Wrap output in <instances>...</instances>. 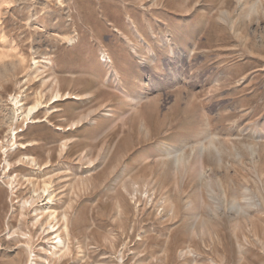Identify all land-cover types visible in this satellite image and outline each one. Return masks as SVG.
<instances>
[{
	"label": "rangeland",
	"instance_id": "374dc122",
	"mask_svg": "<svg viewBox=\"0 0 264 264\" xmlns=\"http://www.w3.org/2000/svg\"><path fill=\"white\" fill-rule=\"evenodd\" d=\"M29 258L264 264V0H0V264Z\"/></svg>",
	"mask_w": 264,
	"mask_h": 264
},
{
	"label": "bare ground",
	"instance_id": "6f19581e",
	"mask_svg": "<svg viewBox=\"0 0 264 264\" xmlns=\"http://www.w3.org/2000/svg\"><path fill=\"white\" fill-rule=\"evenodd\" d=\"M35 65V64H34ZM68 95V94H67ZM59 96V95H58ZM55 98H57V96L55 97ZM68 98V97H67ZM76 98V97H75ZM77 99V98H76ZM59 100V99H58ZM17 103V102H16ZM39 103V102H38ZM37 103V104H38ZM39 106H40V103H39ZM37 107L36 106H34L33 108H31V109H29V111H28V113L26 114V116L27 117H29L31 114H33V113H35L37 110ZM40 109V108H39ZM27 119V118H26ZM28 120V119H27ZM30 121V120H29ZM36 121H38V120H36ZM81 122V121H80ZM26 123V122H25ZM31 123V122H30ZM33 123V122H32ZM44 186H45V183H44ZM47 188V187H46ZM49 189L47 188V191H48ZM46 191V190H45ZM44 192V191H43ZM50 193V192H49ZM43 195V194H42ZM51 194H47V197L48 196H50ZM34 200V199H33ZM46 200H48V199H46ZM51 200V199H50ZM46 203V202H45ZM49 203V202H48ZM52 203V202H51ZM25 204V203H24ZM50 204V203H49ZM45 206V205H44ZM53 214V213H52ZM51 214V215H52ZM54 217V216H53ZM62 217H64V216H62ZM49 219H50V216H49ZM55 219V218H54ZM65 219V218H64ZM53 221V220H52ZM65 222V221H64ZM40 224V223H39ZM56 224V223H55ZM50 226H52L51 224H50ZM54 227H57V226H54ZM51 230V229H50ZM53 230V229H52ZM51 232V231H50ZM54 234V233H53ZM52 234V236L54 237V235ZM57 234V233H56ZM56 238H58V243H61V239L59 238V236H57L56 235ZM29 263L28 264H31V262L33 261V259L32 258H29Z\"/></svg>",
	"mask_w": 264,
	"mask_h": 264
}]
</instances>
